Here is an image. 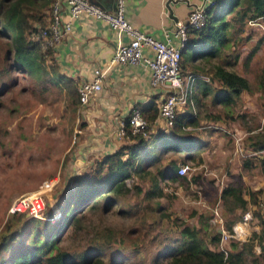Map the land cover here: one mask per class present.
<instances>
[{
	"label": "trees",
	"instance_id": "trees-1",
	"mask_svg": "<svg viewBox=\"0 0 264 264\" xmlns=\"http://www.w3.org/2000/svg\"><path fill=\"white\" fill-rule=\"evenodd\" d=\"M50 2L51 0H0L2 69L3 72L18 70L31 77L43 98L50 91L55 95L62 91L73 110L79 103L76 83L58 72L50 58V46H42L37 37L39 30L46 25ZM205 14L204 25L200 28H189L186 32L187 40L181 50L180 59L184 68L186 63L197 59H219L223 47L243 37L235 35L243 31L249 19H264V0H215L213 5L206 8ZM231 38L234 41L231 42ZM254 49L252 47L247 57L252 55ZM187 67L189 71H202L197 64L191 63ZM209 69L210 79L219 82L212 89L213 102L233 104L238 100L240 92L247 88L246 79L235 71L224 68L222 63L211 64ZM261 72L260 84L264 90V65ZM201 86L204 91L209 84L202 82ZM185 108L187 110L175 113L167 130H160L149 138L130 134L125 123V142L100 159L94 160L90 169L73 176V185L60 196L62 218L59 222H49L15 212L24 214L27 218L19 225L5 223L0 231V264H102L101 256L106 251L126 255L125 247L120 243L122 237L117 238L116 231L102 222L89 227L88 217L95 211L103 212L107 207L116 205L118 194L129 191L125 186L126 179L134 174L140 177L141 171L149 167H154V172L150 173L153 178L159 175L174 179L177 176L176 168L179 163H184L185 156L179 162L175 158H168L165 163L160 160L166 152H181L194 144L186 135L188 132L185 127L195 123V115L188 101ZM138 109L147 122L153 120L157 112L156 107L150 104L141 105ZM263 146L264 139H260L251 147ZM180 177L185 178L182 175ZM134 189L136 192L141 190L137 186ZM258 190L245 192L234 183H228L221 188L219 210L225 229L231 230L232 223L241 217L246 204L256 202L254 193ZM244 193L248 194L247 200L243 197ZM142 194L143 197L153 195L150 189ZM66 230L73 233L82 230L83 242L76 245L79 247L68 249L57 246L60 236ZM148 231L146 229L141 232V237L138 236L137 239L132 238L134 249L144 241ZM177 232L180 239L168 237L169 245L163 251L156 247L159 254L166 257L164 264H249L245 257L252 255L255 243L259 246V257L264 260L263 228L259 232L252 231L242 241L229 238L225 251L216 248L219 239L217 231L207 233L196 224L183 222ZM59 233L61 235L58 237ZM154 234L148 239L154 238ZM112 243L119 246L114 248ZM253 261L251 262L254 263Z\"/></svg>",
	"mask_w": 264,
	"mask_h": 264
},
{
	"label": "rangeland",
	"instance_id": "rangeland-1",
	"mask_svg": "<svg viewBox=\"0 0 264 264\" xmlns=\"http://www.w3.org/2000/svg\"><path fill=\"white\" fill-rule=\"evenodd\" d=\"M263 20L262 18L257 19L256 25L253 27L247 24L245 31L249 36V40L243 41L242 37L237 41L235 40L233 44L234 50L241 52L238 65L234 66L236 67L235 70L246 75L249 89L254 92L256 107L260 106L261 108L264 107V90H262L260 84L261 70L264 65ZM246 43L248 47L240 48ZM252 47L256 49L253 60L250 64L247 63V66H243L244 54ZM2 48L0 39V69H4ZM234 50L232 51L234 52ZM230 60L228 57L226 61ZM215 62L219 61L217 59L199 60L194 64L199 67H205L206 65L209 67L210 64ZM188 64H191V62L186 63L184 68L181 63L183 76H186L189 72ZM3 69L0 73V231L5 223L19 225L27 218L24 214L8 211L11 201L20 194L36 190L43 180L51 177H56V181L52 184V190L45 198V212L48 217H50L51 212L56 213L57 210V213L53 218L51 216L48 219L41 220L59 222L62 218L60 196L73 185V176L77 174L76 169L71 168V153L74 145V142H72V126L77 118V105L72 110L69 100L65 98L62 91L59 95H55L53 91H50L43 98L38 93L35 84L32 83L31 77L18 70L11 69L8 72H3ZM202 74H205L204 70ZM241 102L238 99L234 104L237 105ZM202 104L203 102L199 104V101H196L193 105V111L197 116V126L202 124L203 120H206L199 119L200 116L207 114L206 110L210 107L207 103ZM237 107L239 106L235 108L232 104H219L216 110L220 116H243L244 122L247 120H250V123L254 121L252 115L251 119L245 117L248 116L246 106L241 107L240 110ZM254 126L244 125L246 129ZM240 129L243 130V127H240ZM202 130L195 127L190 129L196 136H200V134L204 136ZM261 130H264V128ZM213 135L214 140L219 139L220 133L213 132ZM191 150L188 148L177 153L166 152L160 161L165 163L168 158H175L179 162L181 154H190ZM214 150L212 148V151L209 152L211 156L205 155L210 156L209 159L203 156L204 162L199 160V156L195 155L184 160V163L190 167L186 174L182 175L186 179L181 178L180 175H177L174 179L159 175L153 178L150 173L154 172V167L141 171L140 177L136 174L132 175L125 181V186L129 188V191L125 194H118L116 205L107 207L103 212L95 211L88 217L90 220L89 227L98 222L109 225L116 231L117 238L122 237L120 243L125 247L126 255L106 251L101 256L102 264H164L166 257L162 256V253L159 254V251H163L169 245L167 243L168 237L170 239L181 238L177 231L183 222L196 224L202 230H206L207 233L216 231L214 225L207 218L213 208L220 209L218 208L219 202L216 204L217 188L223 185L220 170L217 171L212 168L211 173L200 175L198 174V168L193 169V166L201 162V170L205 168L207 171L209 169L207 161L212 163L220 161L222 155L220 150H218V155L212 154ZM254 163L255 165L242 167L237 172L239 174L243 172V175L252 174L256 179L252 178L251 180L261 187L254 193L256 202L246 206L243 210V212L248 210L252 216L248 220L249 224L250 221L255 219L260 229L264 227V214L258 204L259 196L264 190V181H262L264 178L260 176L264 171V163L262 165L261 161L257 160H254ZM180 164L183 163L178 165ZM236 167L238 168V163ZM187 178H193L194 181H189ZM240 178L241 176L237 175L230 183L240 186L245 192L249 191L245 189ZM135 186L141 189L140 192L135 191ZM148 189L152 191L153 195L143 197L142 193ZM155 190L156 195H154ZM125 210L130 211L125 212ZM142 222H145V224ZM146 229L149 230L147 237L134 249L131 243L132 238L141 237V232L146 231ZM151 234H154L155 237L148 239ZM60 235L61 233L58 237ZM82 236V230L74 233L66 230L60 236L57 246L75 249L79 247L76 246L77 244L81 245L83 242ZM112 245L114 248L119 246L117 243H112ZM131 251H134V253ZM259 264H264V260H261Z\"/></svg>",
	"mask_w": 264,
	"mask_h": 264
},
{
	"label": "crops",
	"instance_id": "crops-1",
	"mask_svg": "<svg viewBox=\"0 0 264 264\" xmlns=\"http://www.w3.org/2000/svg\"><path fill=\"white\" fill-rule=\"evenodd\" d=\"M89 1L108 10H111L114 5V0ZM201 2H205V4L208 5V0H125V15L138 29L153 33L156 37L162 38L165 32L172 34L176 21L185 20L191 5ZM60 11L62 17L67 18V10L64 3L60 5ZM247 24H249L248 21L246 25ZM70 26L71 28L65 34L61 33L57 41L50 45V58L56 65L58 72L73 79L77 86L81 79H87L92 76L93 68L99 67L103 69L108 63L116 43V36L105 22L87 15L72 19ZM245 26L241 33L238 35L236 34V37L244 35L242 38L243 41L249 40V36L245 31ZM249 26L253 27L254 24H249ZM122 40H125V38L122 37ZM230 41H234L233 38H231ZM233 44L232 42L230 45L228 44L223 47V49L220 50V58L217 60L220 64L222 63V65H224V68L233 70L246 79L247 88L240 92L238 98L242 102L237 105L233 103L232 105H234L235 108L239 106L237 107L239 110L241 107L244 108V106H246L248 108V116L245 117L251 119V115L254 116V118H252L254 119L253 122L250 123V120L244 122L243 116H220L216 107L222 103L212 101V89H214L219 82L216 79H210V66H200L201 72H187L202 74L204 70L205 76H208L207 80L197 79L192 84L191 92L187 96V101L190 104L192 113L196 115L193 111V105L196 101H199V104L203 102L202 105L207 103L210 107L206 110L207 114L205 116H200L199 120L206 119L202 121V124L197 126V116H194L195 123L193 125H186L185 129L188 132L186 135L193 140L194 144L189 145L190 149H192L190 154H181V157L185 156V159H189V157L195 155L197 157L199 156V160L204 162L203 156L209 159L211 156L209 152L212 151V148L215 149L212 154L218 155V150H220L222 154L220 161L216 160V158L215 160L218 161L216 163L206 160L209 165V170L212 171V168L217 171L220 170L221 180L223 181V185L217 188L216 204L220 202L219 192L221 188L232 182V179L237 177V175L241 176L240 179L245 189L249 191L261 189L259 184L251 180L252 178L256 179L255 176L252 174L243 175V172L239 174L237 171L242 167H250L252 164L255 165L256 162L254 163V160L261 161L262 165L264 163L262 162L264 161V156H245L242 152V150L256 149L251 146L256 143L257 140L264 139V130H257L261 118L264 117V107H256L254 92L249 89L248 78L243 72L235 70L236 67L234 66L238 65L237 63L241 52L234 50ZM242 47H248V44H243L240 48ZM232 50H234V52ZM249 51L250 49L247 53ZM255 51L250 57H247V53L244 54L243 66H247V63L250 64L252 62ZM228 57L233 61H226ZM211 59H215V57ZM199 60L201 59L191 61V63H197ZM202 82L209 84L204 91L201 90L203 88L201 86ZM169 91L170 90L163 85L151 86L147 68L139 63L119 67L111 66L103 71L100 90L91 97L86 104L79 105V103H77L76 106L77 118L72 126V134L76 129L78 133H75V138L72 141L74 145L71 153V168L76 169L77 174L84 172V170L90 169L94 160L100 159L105 154L115 150L118 146L123 144L125 142L124 135L118 136L117 128L120 124L124 127L125 119L130 108L132 106L140 108L141 105L150 104L154 105L157 109L159 100ZM203 109L205 108L203 107ZM212 109H214L215 112ZM185 110L187 109L184 105L179 112ZM156 113L153 120L148 121L150 135L160 130L168 129V127H163V123L157 118ZM245 124L255 126L246 129L244 127ZM194 127L203 129L201 132L204 136L201 134L200 136L194 135L190 131V129ZM240 127H243V130L240 129ZM213 132L220 133L219 139L217 138L214 140L215 137ZM206 154L210 156L207 157L205 156ZM237 163L238 168L236 167ZM201 164L200 162L198 165L193 166V169L198 168V174L200 175L203 174ZM260 176L264 178V171ZM187 180L191 181L192 178H187ZM262 181H264V179H262ZM243 197L247 200L248 194L244 193ZM246 205L248 206L251 204ZM218 208H220V203ZM221 217L223 219V216ZM239 219L234 221L232 225L237 223ZM214 227L218 232L219 226L216 225ZM260 229L258 223L253 219L250 221V224L249 221L245 223L243 226V235L241 237L233 238L242 241L249 237L252 231L259 232ZM262 243H264V241H262ZM227 244L228 241L224 243L226 248ZM219 245L220 243L218 241L216 245L217 249H219ZM258 253L259 246L255 243L252 247V255L248 254L245 257V261L251 264V261H253L252 259H254V264L261 263V258Z\"/></svg>",
	"mask_w": 264,
	"mask_h": 264
},
{
	"label": "built area",
	"instance_id": "built-area-1",
	"mask_svg": "<svg viewBox=\"0 0 264 264\" xmlns=\"http://www.w3.org/2000/svg\"><path fill=\"white\" fill-rule=\"evenodd\" d=\"M215 0L191 5L188 9L185 20L175 22V28L172 34L163 33L162 38L156 37L153 33L145 32L135 27L125 15V0H114L111 10L101 8L89 0H51L49 5L46 25L39 30L37 37L41 40L42 46H50L65 34L70 28L71 20L82 15L99 19L105 22L116 36L111 57L103 69L95 67L92 70V76L87 79H81L77 84L79 105L86 104L101 88L103 71L111 66H124L132 64H141L149 72V82L151 86L163 85L170 91L166 93L157 104L156 116L159 118L163 127H169L172 124L174 115L180 111L187 102V96L191 92L192 84L198 80H207L205 74L195 72L183 76L181 73V50L187 40L186 32L189 28H200L204 25L207 7L213 5ZM64 3L67 10V18H63L60 11V5ZM256 19H249V24L256 25ZM122 37L125 40H122ZM125 123L130 134H138L144 138L151 136L148 122L141 116L139 109L132 106L126 116ZM264 126V117L261 118L257 130ZM123 125L117 128L118 136L124 135ZM76 129L72 134V140L75 138ZM236 140V138H235ZM238 148V147H237ZM245 156L254 155L263 157L264 146L256 149L242 150ZM190 167L183 163L177 166L175 174L185 175ZM203 174L211 173V170L204 168ZM56 177L45 179L38 188L29 193L20 194L15 197L8 206L9 212H22L38 219L53 218L56 213H50V217L45 212V198L52 190V184ZM261 212L264 214V190L258 199ZM210 216L207 218L214 226L218 225L219 249L225 251L224 246L229 238L241 237L243 235V226L251 218L248 210L241 214L237 223L231 225V230L224 228L223 219L219 210L213 208Z\"/></svg>",
	"mask_w": 264,
	"mask_h": 264
}]
</instances>
